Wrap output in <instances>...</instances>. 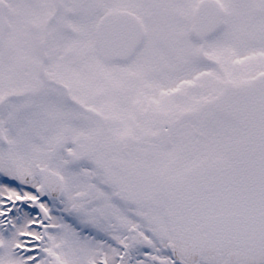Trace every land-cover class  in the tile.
<instances>
[{"label":"snow or ice","instance_id":"1","mask_svg":"<svg viewBox=\"0 0 264 264\" xmlns=\"http://www.w3.org/2000/svg\"><path fill=\"white\" fill-rule=\"evenodd\" d=\"M0 264H264V0H0Z\"/></svg>","mask_w":264,"mask_h":264}]
</instances>
